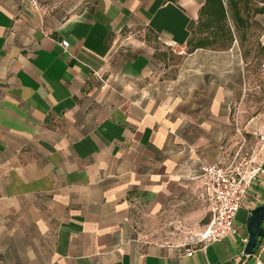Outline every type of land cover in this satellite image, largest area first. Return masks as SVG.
Segmentation results:
<instances>
[{"label": "crops", "instance_id": "obj_1", "mask_svg": "<svg viewBox=\"0 0 264 264\" xmlns=\"http://www.w3.org/2000/svg\"><path fill=\"white\" fill-rule=\"evenodd\" d=\"M202 1L0 0V264H264V175L236 235L197 238L201 166L229 165L244 137L264 168L235 47L156 79L150 38L184 50Z\"/></svg>", "mask_w": 264, "mask_h": 264}, {"label": "built area", "instance_id": "obj_2", "mask_svg": "<svg viewBox=\"0 0 264 264\" xmlns=\"http://www.w3.org/2000/svg\"><path fill=\"white\" fill-rule=\"evenodd\" d=\"M62 47L69 48V43L63 41ZM264 67V66H263ZM241 137L243 133L238 132ZM243 145L235 154L229 165L203 164L201 166V178L206 182L208 196L212 203V220L204 230L197 235L198 242L206 248L215 243L237 234L236 219L240 210L244 207L253 184L259 175H264L262 164L255 160V150L245 149L247 142L243 137ZM264 152V137H260ZM248 240L245 239L244 243ZM193 256V253H189ZM258 264H262L258 261Z\"/></svg>", "mask_w": 264, "mask_h": 264}, {"label": "rangeland", "instance_id": "obj_3", "mask_svg": "<svg viewBox=\"0 0 264 264\" xmlns=\"http://www.w3.org/2000/svg\"><path fill=\"white\" fill-rule=\"evenodd\" d=\"M67 0H35V4L48 12L61 10ZM255 7L264 8V0H256ZM244 34V33H243ZM264 14L255 15L251 20L250 29L245 32V38L240 37L234 43V56L244 63L247 88L248 108L254 113L264 112V71L260 66L264 63ZM149 38V36H147ZM150 44L155 50L154 60L158 64L157 80L174 79L183 60L188 57V48L181 50L162 44L157 39L150 38ZM233 47L226 52L229 53Z\"/></svg>", "mask_w": 264, "mask_h": 264}, {"label": "trees", "instance_id": "obj_4", "mask_svg": "<svg viewBox=\"0 0 264 264\" xmlns=\"http://www.w3.org/2000/svg\"><path fill=\"white\" fill-rule=\"evenodd\" d=\"M255 3L256 0H203L198 19L189 25L188 54L231 49L238 38H245L252 18L264 14V8L255 7Z\"/></svg>", "mask_w": 264, "mask_h": 264}]
</instances>
